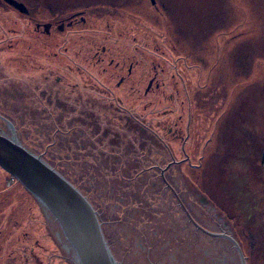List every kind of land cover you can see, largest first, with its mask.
Instances as JSON below:
<instances>
[{
  "label": "rangeland",
  "instance_id": "obj_1",
  "mask_svg": "<svg viewBox=\"0 0 264 264\" xmlns=\"http://www.w3.org/2000/svg\"><path fill=\"white\" fill-rule=\"evenodd\" d=\"M17 1L0 129L181 260L264 264V0ZM39 204L0 167V264L60 263Z\"/></svg>",
  "mask_w": 264,
  "mask_h": 264
},
{
  "label": "water",
  "instance_id": "obj_2",
  "mask_svg": "<svg viewBox=\"0 0 264 264\" xmlns=\"http://www.w3.org/2000/svg\"><path fill=\"white\" fill-rule=\"evenodd\" d=\"M4 1L22 13H28L23 3ZM151 1L156 4L155 0ZM45 28L48 29V25ZM0 132L5 133L1 129ZM0 167L56 218L73 246L79 264H138L140 258L134 255L136 245L140 240L153 243L80 191L42 155L27 148L15 130L11 137L0 133ZM53 228L52 232L57 233ZM58 237L65 241L60 234ZM227 237L242 253L237 242L231 236Z\"/></svg>",
  "mask_w": 264,
  "mask_h": 264
},
{
  "label": "flooded vegetation",
  "instance_id": "obj_3",
  "mask_svg": "<svg viewBox=\"0 0 264 264\" xmlns=\"http://www.w3.org/2000/svg\"><path fill=\"white\" fill-rule=\"evenodd\" d=\"M2 1L11 7L10 4L6 3L4 0H2ZM12 8L16 9L13 6H12ZM22 14L27 15L28 13H22ZM80 14H82V12L74 13V14L70 15L69 17H66L64 20L58 19L54 23H51V25H52L51 27L55 26L56 29H58L61 32L65 28L64 25L66 23H68V24L74 23V21H76L78 17H81ZM40 29H41V26L39 25L37 27V30L39 31ZM45 30L47 31L46 28H45ZM130 71L131 70L129 69V72H128L129 74H130ZM8 128H9V131L12 135L13 131L11 130V127L8 126ZM0 133L4 134L6 136L9 135V134L3 133V132H0ZM39 206H38L39 210L42 213H44V215H45L48 228L50 229V227H51L52 229H54L53 228V226H54L56 228L58 234L56 232L55 233L58 236L60 234L65 240V241H61L59 239V237L54 232H52L53 230L52 229L50 230V234H49L50 236L49 237L51 239L52 246L56 250V255L58 256V257L56 256L55 259H58L60 261L59 264H79L76 252H75L73 246L71 245V243L66 238L59 222L45 207H43L41 204H39ZM41 207H43V208H41ZM104 234H105V232H104ZM182 238L184 239V236H182L181 239ZM106 239H107V237H106ZM164 242H169L168 238H165V239L163 238L161 243H164ZM170 242H171V240H170ZM161 243L157 242V244H159V245H161ZM155 245L156 244H153V243L150 244L149 242H147L145 240L144 241L140 240V242L136 245V248L134 251V253L136 252L134 254L135 258H138V257L140 258V260H139L140 262L139 263L137 262L138 264H202V259H200L199 257H196V256H195L196 258L194 259V261L192 263H187L185 261V259L181 260L182 256L185 257L186 254H189L192 256L193 254L195 255L196 252L198 254H199V252L202 253V250H203L202 247H198L199 248L198 251H194L192 248H190L189 252H188V251H184V250L182 251L181 249H178L179 247L169 248L168 245L166 247L158 246V245L155 246ZM109 246H110V244H109ZM177 258H180V259H177ZM118 264H122V262H119Z\"/></svg>",
  "mask_w": 264,
  "mask_h": 264
},
{
  "label": "trees",
  "instance_id": "obj_4",
  "mask_svg": "<svg viewBox=\"0 0 264 264\" xmlns=\"http://www.w3.org/2000/svg\"><path fill=\"white\" fill-rule=\"evenodd\" d=\"M262 163H263V165H262V170H263V173H264V158H263V161H262ZM175 227L173 226V229H174ZM152 230V229H151ZM161 230V231H160ZM171 230L172 229H170V227H168V225H166V229H164V230H162V229H155L154 231H157L156 233H157V235H155L156 233H154V234H151V237L154 239L155 238V241L153 242V243H155V244H157V242H159V243H161L162 242V240H163V238L165 239V238H169L171 235H170V232H171ZM168 231V232H167ZM170 231V232H169ZM175 231V230H174ZM158 232H159V234H158ZM166 234V235H165ZM172 234V233H171ZM144 238H147L146 237V235H142ZM173 237V238H172ZM172 239L174 240V239H176V238H174V237H176V236H174V235H172ZM146 241V240H145Z\"/></svg>",
  "mask_w": 264,
  "mask_h": 264
},
{
  "label": "bare ground",
  "instance_id": "obj_5",
  "mask_svg": "<svg viewBox=\"0 0 264 264\" xmlns=\"http://www.w3.org/2000/svg\"><path fill=\"white\" fill-rule=\"evenodd\" d=\"M209 236H211V237H209V238H211V239H213V237H214V235H212V234H209ZM227 237V236H226ZM226 237H224V238H226ZM215 238V237H214ZM228 238V237H227ZM229 239V238H228ZM231 241V240H230ZM232 242V241H231ZM233 243V242H232ZM234 244V243H233ZM235 245V244H234ZM202 255H204V254H202ZM206 256V255H205ZM200 259H202V257H199Z\"/></svg>",
  "mask_w": 264,
  "mask_h": 264
}]
</instances>
